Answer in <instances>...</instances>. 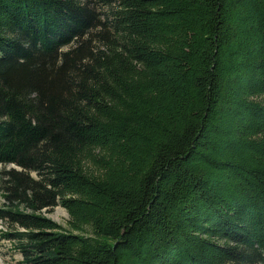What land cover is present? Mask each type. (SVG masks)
Wrapping results in <instances>:
<instances>
[{
	"label": "trees",
	"instance_id": "trees-1",
	"mask_svg": "<svg viewBox=\"0 0 264 264\" xmlns=\"http://www.w3.org/2000/svg\"><path fill=\"white\" fill-rule=\"evenodd\" d=\"M117 2L0 0V237L17 264H264V0Z\"/></svg>",
	"mask_w": 264,
	"mask_h": 264
},
{
	"label": "rangeland",
	"instance_id": "rangeland-1",
	"mask_svg": "<svg viewBox=\"0 0 264 264\" xmlns=\"http://www.w3.org/2000/svg\"><path fill=\"white\" fill-rule=\"evenodd\" d=\"M81 2H87L92 6L101 16L110 15L111 12L117 7V0H79ZM99 31H93L89 35L91 38L92 46H102V40L98 38L95 34ZM103 35V34H102ZM102 37V36H101ZM94 48V47H93ZM2 170V165L0 164V172ZM35 175V174H33ZM4 203L2 197H0V205ZM48 217H51L54 221L61 224L62 226L66 225L68 219V214L61 206H56L52 211L46 213ZM0 229H5L4 223L0 221ZM18 259H20V253L15 251L7 239L0 237V264H17Z\"/></svg>",
	"mask_w": 264,
	"mask_h": 264
},
{
	"label": "bare ground",
	"instance_id": "bare-ground-1",
	"mask_svg": "<svg viewBox=\"0 0 264 264\" xmlns=\"http://www.w3.org/2000/svg\"><path fill=\"white\" fill-rule=\"evenodd\" d=\"M4 226H5V224H4ZM5 230V229H4Z\"/></svg>",
	"mask_w": 264,
	"mask_h": 264
}]
</instances>
